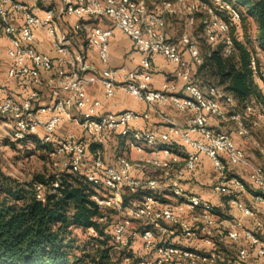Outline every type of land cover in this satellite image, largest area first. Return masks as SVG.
I'll return each mask as SVG.
<instances>
[{
    "label": "built area",
    "instance_id": "1",
    "mask_svg": "<svg viewBox=\"0 0 264 264\" xmlns=\"http://www.w3.org/2000/svg\"><path fill=\"white\" fill-rule=\"evenodd\" d=\"M177 3L190 13L203 11L207 14L201 35L208 42L213 45L223 42L225 53L235 50L230 28L233 21H241L242 10L232 0H162L155 9H151L149 0H63V13L85 17L83 19L108 18L111 21L107 26L92 23L86 27L82 20L78 21L74 29H85L86 43L76 48L69 32L60 28L53 7L49 6L44 14H39L23 0H0V28L9 41L8 75L31 87L22 99L10 94L0 96V114L12 122L16 138L40 132L46 142L57 138L51 152L67 154L69 170L78 171L90 164L86 176L95 186L93 198L98 205L103 210L127 208L130 216L114 223V243L118 247H127L142 241L153 251L152 256L133 258L128 264H168L175 261L185 264H243L251 258L252 251L256 252L253 264H264V237L257 230L245 225L240 217L235 218L232 225L223 222L212 202L200 194L188 193L182 183L186 169H194L205 153L217 173L214 188L218 193L229 194L247 189L246 180L229 171V165L248 164L245 148L231 132L214 128L210 117L228 116L237 122L238 134L245 135L250 132L248 120H260L264 128V106L253 102L240 105L232 93L217 84H210L207 88L201 86L193 75L194 66L203 61L199 38L185 31L179 40H175L166 30L167 13H175ZM9 8L19 13L20 20L8 18ZM221 10L226 11L225 15ZM115 27L125 31L143 53L138 67L111 64L110 37ZM40 28L50 37L58 53V65L50 53L37 47ZM91 48L98 52L102 66L88 59ZM185 51L189 53V58L185 56ZM155 53L176 63V68L161 87L152 85V56ZM259 54L264 62V48L261 47ZM257 60V54L253 53L252 65L255 68ZM43 69L56 70L50 78L51 99L48 101H41L40 87L45 84ZM177 80L183 81L181 90H177ZM94 83L103 85L106 96H113L118 89H124L152 106L171 103L187 113L186 124L171 120L165 131L157 132L137 124L141 118L150 116L148 110L124 108L97 112L102 100L91 93L90 87ZM70 120H78L82 131L59 134V126ZM111 133L124 137L126 145L135 149L139 156L131 158L120 154L116 164L106 162L102 147L90 154L89 143L93 141L103 145L110 139ZM174 136L188 145L184 155L171 144ZM159 141L162 144L158 145ZM147 146L153 147L150 149L153 154L149 153ZM150 166L166 170L174 168L175 172L164 180L133 173L135 168ZM249 181L256 189L255 199L264 203V164L251 167ZM165 184L174 197L180 198L178 202L160 199L163 190L159 189ZM55 185H59V180ZM37 186L38 196L45 198L41 185ZM100 187L106 190L102 191ZM127 191H143V196L138 201L125 203L124 194ZM232 202L243 214L251 216L257 227H264V217L251 205L237 196L232 197ZM198 208L200 215H194L193 220L180 214L184 209ZM131 218L145 219L147 224L142 229H130ZM101 219H106V215ZM177 228L187 238L200 237L210 248H195L166 238L158 239V232L175 233ZM90 229L95 231L93 227ZM228 239L240 244L238 252L234 258L218 263L220 244Z\"/></svg>",
    "mask_w": 264,
    "mask_h": 264
},
{
    "label": "trees",
    "instance_id": "2",
    "mask_svg": "<svg viewBox=\"0 0 264 264\" xmlns=\"http://www.w3.org/2000/svg\"><path fill=\"white\" fill-rule=\"evenodd\" d=\"M239 1L256 18L257 39L264 48V0ZM221 13L225 15L226 11ZM225 17L232 22L228 15ZM243 19L242 12L241 23ZM230 34L235 50L225 53L223 42L213 45L207 41L201 48L203 61L193 68L194 77L203 88L219 85L232 93L240 105L257 103L252 101L255 98L264 100L263 59L257 60L255 68L253 49L233 34L231 28ZM56 142L57 138L47 143L51 151ZM90 144L89 152L93 154L100 144L93 141ZM89 166L78 171L38 173L27 182L10 175L0 176V264H122L112 241L114 223L101 221L106 210L93 198L96 189L86 176ZM37 184L41 185L45 198L38 196ZM126 198L124 195L125 203H129ZM73 225L93 227L96 247L76 250L70 236Z\"/></svg>",
    "mask_w": 264,
    "mask_h": 264
},
{
    "label": "crops",
    "instance_id": "3",
    "mask_svg": "<svg viewBox=\"0 0 264 264\" xmlns=\"http://www.w3.org/2000/svg\"><path fill=\"white\" fill-rule=\"evenodd\" d=\"M29 3L35 12L39 14H44L45 8L51 6L56 10V18L57 22L61 29L64 31L69 32L70 40L73 44V47H80L82 44L86 43V32L85 29L82 28L80 31H76L74 29L75 24L82 20L85 27L92 23H99L103 26H107L110 24V19L108 18H88L83 19L85 17H79L78 15L66 14L63 13V0H23ZM191 2L198 1V0H189ZM159 3H156L155 0H149V6L151 9H155ZM184 8V7H183ZM186 9V8H184ZM188 12L189 10L186 9ZM184 11L181 7H178L175 13H167V22H166V30L170 37L174 38L175 40H179L180 35L177 30H175L176 21H174L171 16L176 13L187 12ZM198 13V12H197ZM197 13L194 15L196 16ZM194 16V17H195ZM199 17V16H198ZM8 18L11 20H20V15L17 11L12 9H8ZM194 18L189 19L188 16L185 15V20L193 21ZM172 26V30H171ZM0 28V84L2 85V89L0 90V96L5 94H10L17 99H22L28 95L31 87L28 85H23L18 82L16 79L10 77L8 75V68L10 65V57L7 53V45L9 43L7 37L3 34ZM185 31V30H184ZM183 32V31H182ZM37 47L41 51L50 53L55 58V63L58 65V60L56 59L58 53L53 46V43L44 29H38V41ZM110 51H111V64L112 65H126L128 67L134 68L138 67L141 63V59L143 53L137 48L134 44L130 36L123 31L119 27L114 28V32L110 37ZM185 56L187 58L190 57L189 53L185 51ZM88 59L98 65L99 67L103 65L98 52L91 48L88 50ZM153 61V81L152 85L154 87H161L166 80L168 75H171V72L176 68V63L170 62L166 59V57L160 53H155L152 56ZM54 71H48L43 69V73L45 75V84L42 85L40 88L41 91V101H48L51 99L50 96V78L54 76L56 73ZM174 78V76H172ZM178 88L177 90H181L183 88V81L177 80ZM91 93L97 97H100L102 100V104L97 107V112H106V111H119L124 108H134L139 111L148 110L150 112V116L148 118H141L137 123L139 127L142 128H151L157 132L165 131L167 126L171 120L176 121L181 125L186 124V117L187 113L178 110L174 105L171 103H164L158 104L156 106H152L149 102L142 100L140 98L135 97L128 91L124 89H118L117 92L113 96H106L104 93V87L100 83H94L90 87ZM47 113L45 114V116ZM9 121V120H8ZM12 125V122L9 121ZM210 123L212 126L218 124V120L214 117H210ZM62 125V127H61ZM58 128L59 134H64L61 131V128H68L69 131L77 130L82 131L80 122L78 120H70L62 123ZM68 132V131H67ZM66 133V132H65ZM233 136L238 141L240 145H242L247 153V165L242 164L243 167H248L251 169L253 165L256 164H264V155L260 157L254 153V151L248 146V143L244 142L240 139L238 132L232 131ZM162 144V141H159L158 145ZM171 144L174 146L175 149L179 150L182 155L186 153L188 149V145L184 143L180 137L174 136L171 140ZM96 146V144H93ZM91 144L89 143L88 150L90 151ZM105 159L107 163H116L118 164V157L120 154H127L131 158H136L139 156V153L135 149H131L126 145L124 137H121L118 133H111L110 139L101 145ZM153 148L152 146H147L150 154H153L150 149ZM152 150V149H151ZM240 166L238 165H229V171L232 173L239 174L243 179H245L243 175V171L238 169ZM237 168V170H236ZM248 169V171H249ZM174 168H170L168 170L163 168H156L154 166H150L149 168H135L133 173L140 176H157L161 177H168L174 174ZM158 174V175H157ZM216 170L213 166V163L208 155L203 153L201 155V160L199 161L198 165L194 169H186L185 175L183 177L182 183L186 187L188 193H197L200 194L204 199L212 202L215 207L216 211L218 212V216L221 220L229 225H232L235 218H242L245 225L248 227H252L257 230L263 237H264V227H257L254 223L251 216L245 215L242 211L232 202V197L237 196L244 200L246 203L251 205L261 216L264 217V203L257 201L254 197L255 195V188L251 185L252 189H245V190H236L233 193L229 194H220L218 193L215 188L214 184L216 181ZM249 181V172L246 173V179ZM165 189L163 194L160 195L162 201H168L170 197H174L173 195L169 194ZM166 196V197H165ZM170 196V197H168ZM225 196H227L225 198ZM191 209H184L180 211L181 216L185 217V214L190 211ZM193 215L198 216L200 215V209L192 210ZM187 218V217H185ZM199 223V221H195ZM169 234V233H168ZM166 234V235H168ZM170 237V236H169ZM168 237V239H169ZM171 240V239H169ZM176 243H181L183 245L192 246L195 248L201 249H208L210 248L205 242L199 238H187L183 236L182 233H176L172 240ZM237 241H233L232 239H228V241L220 244L221 255L225 259L226 256H231L234 258L235 251H232V246L236 245ZM256 252H251V258L253 261L251 264L255 263L256 261ZM230 258V259H232ZM249 259V260H250ZM184 263V262H183ZM180 261H175L168 264H183ZM185 264V263H184Z\"/></svg>",
    "mask_w": 264,
    "mask_h": 264
},
{
    "label": "rangeland",
    "instance_id": "4",
    "mask_svg": "<svg viewBox=\"0 0 264 264\" xmlns=\"http://www.w3.org/2000/svg\"><path fill=\"white\" fill-rule=\"evenodd\" d=\"M161 1L162 0H155L156 3H160ZM232 1L235 2L241 8L244 14V19L242 20V23L233 22L231 31L239 39L245 41V43L253 49V52L257 54L258 59H261L259 54L261 49V44L257 39L258 27H257L256 18L248 12L247 6L242 4L239 0H232ZM177 7H181V5L177 3ZM181 8L184 11H187L183 7ZM193 14L194 13H190L188 11L181 12L174 14L173 16H171V18H173L174 21H176L175 30H177L179 34H181L182 31L194 33L199 38V43L202 48L206 45V43H208L207 40L201 35L204 28L203 25L204 19L205 17H207V14L204 13L203 11H198L196 16ZM185 15L188 16L189 19L194 18L193 21L191 22L189 20H185ZM171 30H172V26H171ZM252 101L264 105V100L262 98H258V99L255 98ZM212 116H214L218 120L219 125H222L221 127L220 126L218 127L216 126L218 124H215V126L213 125L214 128L218 130L223 129L231 133L232 131L238 130L237 122L229 118L228 116H217V115H212ZM247 125L249 127L250 132L245 135H239L241 136L239 138L242 139L244 142L248 143V146L254 151L256 155L260 157L261 155H264V128L260 120H257V122L248 120ZM61 131L65 133L69 131V129L61 128ZM47 143L50 142L44 141L41 132L37 134H29L25 138H21V139L14 137L12 125L9 123L6 117L0 114V176L3 174L10 175L20 182H27V181H31L34 178V176L38 173L52 174V173H58L63 170H69V168L66 165V161L68 160V155L65 153L52 154ZM98 148H101V146L98 145ZM238 166H240L238 169L243 171L242 173L245 176L244 178L246 179V173L250 171V169L248 168L250 167V165L247 167H243L242 165H238ZM161 178L162 180H164V177ZM246 183L248 189L253 190L250 181L246 180ZM166 186H167L166 184L163 185L159 190L165 191L164 188H166L167 189L166 191L169 194H171L170 190ZM100 189L102 191L106 190L102 187H100ZM142 192L143 191H139L138 193L142 195ZM138 193L133 194L130 192L127 193L125 192L124 195L127 196L126 199L130 203L132 201L140 200L141 196ZM226 197L227 196H225V198ZM160 199L163 200L162 198ZM167 199H169L168 201L176 203L180 198L170 197ZM105 212H106V219H101V221L109 222L110 224L120 221L121 219L130 217L127 212V208L121 210L118 208H108ZM192 215H193V211L190 210L185 214V217L193 220ZM146 224H147V220L145 219H139V218L130 219V229L131 228L142 229V227H144ZM167 224L169 226H172V224L170 223ZM71 229L72 231L70 233V236L74 239L73 243L76 245L75 247L76 250H79L78 247L80 248L81 247L89 248L91 246L96 247L95 239L92 237V233L94 232L92 229L90 228L84 229V227L81 225H73ZM178 232L181 233V230L178 228L176 229L175 233H169L168 235L158 232L157 237L158 239H162V238L168 239V237L170 236L169 239L172 240V237ZM132 245H129L127 247H118L116 245V249H117L116 253L122 257V264H128V262L133 258L136 259L140 257L152 256L153 254V251H151L145 245H143L142 241H138L137 243ZM239 246H240L239 243H236V245L234 244V246H232V251H235V255L238 252ZM128 257L130 259H128ZM230 258L232 257L226 256L224 259L223 256L221 255L220 257H218V263H221L223 261H228L230 260ZM252 261L253 260L250 259L247 262H244L243 264H251Z\"/></svg>",
    "mask_w": 264,
    "mask_h": 264
}]
</instances>
